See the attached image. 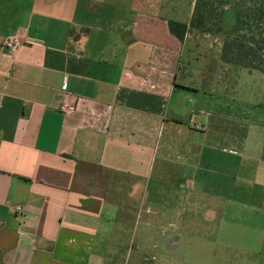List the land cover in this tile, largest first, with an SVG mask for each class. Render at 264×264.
Here are the masks:
<instances>
[{"label": "crops", "instance_id": "crops-1", "mask_svg": "<svg viewBox=\"0 0 264 264\" xmlns=\"http://www.w3.org/2000/svg\"><path fill=\"white\" fill-rule=\"evenodd\" d=\"M164 2L0 0V264H130L139 225V251L153 228L181 243L167 233L198 226L213 196L226 197L220 226L248 231L264 260V145L214 185L220 134L244 152L251 142L191 116L190 80L207 62H183L191 36L170 32ZM12 38L23 42L15 52ZM153 179L182 184L168 188V214L148 201Z\"/></svg>", "mask_w": 264, "mask_h": 264}, {"label": "rangeland", "instance_id": "rangeland-1", "mask_svg": "<svg viewBox=\"0 0 264 264\" xmlns=\"http://www.w3.org/2000/svg\"><path fill=\"white\" fill-rule=\"evenodd\" d=\"M204 1L208 3V6L203 3L200 6V15L205 17L203 28L192 26L193 19L198 17V12L194 11L196 0H165L164 5L168 11H164L161 16L167 18L169 16L179 22L187 21L191 25L190 34H188L191 36L190 43L183 54V62L192 63L199 59L207 62V65L201 66L198 72L197 76L201 78L190 80L192 86L199 90L196 102L200 106L188 103L190 110L194 112L191 114L193 119L198 121V124L203 123L206 126L211 122L223 126V128L235 125L237 136L242 135L251 142L253 152H244L228 140L227 132H222L216 140L217 145H215L212 156L216 157L217 163L221 165V170L215 169L220 172V176L216 177L218 179L214 180V185L221 184L223 186L229 183L228 173L229 167H231L229 165L232 160L234 158L239 160L247 155L250 157L259 156L264 145L262 137L264 136V73L235 65L217 64L221 60L224 40L233 26L234 17L228 11L220 21L221 17L218 13L221 12V8L227 6H221L220 0ZM220 25H223V32L219 30ZM191 44L193 47L200 48H193ZM188 101L190 100L188 99ZM261 141L263 144L259 143ZM209 155L211 156V153L206 149L204 159L206 160ZM211 175L213 174H208V177L211 178ZM178 182L168 179H153L150 182V192L156 194L154 195L155 201L152 196L148 201L151 205H157L153 207L154 209L159 208L162 212L165 210L168 214V188H171L170 184L176 183V187L181 188L182 184ZM248 182L251 185L253 180L250 179ZM202 183L203 181H201ZM189 189H184V191H189ZM213 197H205V209L199 214L198 226L189 219V225L182 231L170 229V232L167 233L166 241L168 238H174L175 235H181V243L166 244L163 232L159 228H153L157 231L155 242L153 241L146 247L141 245L142 248L139 251L137 246L141 240V231L145 228L142 224L139 225L135 243L132 241L129 245L133 251L130 264L134 263L133 261L139 254L147 258L149 264H264V260L254 258V255L262 252L260 250L262 247L255 243L254 238H250L251 234L247 233L248 231L230 225L220 226L222 205L226 197H222V199ZM238 198L250 201L251 197L242 194ZM182 210L180 209L179 213L186 214L187 216L184 218L191 216L189 209ZM166 224L168 225V220ZM154 243L156 248L153 247ZM258 251L261 252L256 254L255 252ZM153 257L154 259H152Z\"/></svg>", "mask_w": 264, "mask_h": 264}, {"label": "trees", "instance_id": "trees-1", "mask_svg": "<svg viewBox=\"0 0 264 264\" xmlns=\"http://www.w3.org/2000/svg\"><path fill=\"white\" fill-rule=\"evenodd\" d=\"M201 3L196 0L194 11L198 17L193 19L192 26L203 28L205 17L201 14ZM222 18L228 11L234 17V23L228 31L221 50V60L229 65L247 68L264 73V0H220ZM210 4V3H209ZM170 32L181 42L190 34V23L175 20L168 22ZM223 32V25L219 26Z\"/></svg>", "mask_w": 264, "mask_h": 264}, {"label": "built area", "instance_id": "built-area-1", "mask_svg": "<svg viewBox=\"0 0 264 264\" xmlns=\"http://www.w3.org/2000/svg\"><path fill=\"white\" fill-rule=\"evenodd\" d=\"M23 45V42L19 38H12L6 41L5 46L9 48L12 52L17 51L21 46ZM63 111H68L70 107L68 105L63 106ZM22 207H18V211L22 212Z\"/></svg>", "mask_w": 264, "mask_h": 264}]
</instances>
